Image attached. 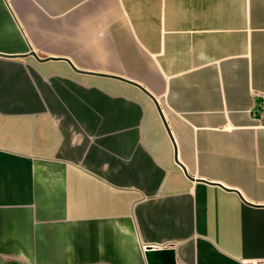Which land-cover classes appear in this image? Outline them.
<instances>
[{
    "label": "crops",
    "instance_id": "0c3cea01",
    "mask_svg": "<svg viewBox=\"0 0 264 264\" xmlns=\"http://www.w3.org/2000/svg\"><path fill=\"white\" fill-rule=\"evenodd\" d=\"M263 102L264 0H0V264L264 260Z\"/></svg>",
    "mask_w": 264,
    "mask_h": 264
},
{
    "label": "water",
    "instance_id": "95a60500",
    "mask_svg": "<svg viewBox=\"0 0 264 264\" xmlns=\"http://www.w3.org/2000/svg\"><path fill=\"white\" fill-rule=\"evenodd\" d=\"M29 56H31V57H33L35 60L39 61V59L37 58V56H36L33 52H30V53H29ZM67 63L69 64V66H70L74 71H76V70L74 69V67L71 65L70 62L67 61ZM115 79H119V80H121V81H125V80L120 79V78H115ZM125 82H127V83H129V84H131V85H133V86H135V87H137L138 89H140L143 93H145V94H146V95H147V96L153 101V103H154V105H155V107H156V109H157V111H158V113H159V116H160V118H161V120H162V123H163V125H164V127H165V130H166V132H167V134H168V136H169V138H170V140H171V142H172V144H173V148H174V161H175L176 164H178V165L182 168L183 172L185 173L184 168L179 164V162H178V160H177L176 148H175V145H174L173 139H172V137H171L170 131H169L167 125H166V122H165V120H164V117H163V115H162L161 109H160V107H159L157 101L155 100V98H154L153 96H151V95H150V94H149L144 88H142L140 85L135 84V83H132V82H129V81H125Z\"/></svg>",
    "mask_w": 264,
    "mask_h": 264
},
{
    "label": "built area",
    "instance_id": "2783aa9c",
    "mask_svg": "<svg viewBox=\"0 0 264 264\" xmlns=\"http://www.w3.org/2000/svg\"><path fill=\"white\" fill-rule=\"evenodd\" d=\"M261 107H264V102L262 103ZM242 264H264V260H246L243 261Z\"/></svg>",
    "mask_w": 264,
    "mask_h": 264
}]
</instances>
